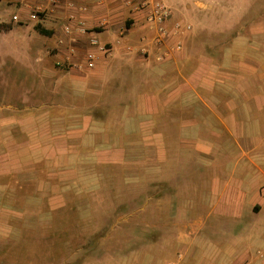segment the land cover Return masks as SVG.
Masks as SVG:
<instances>
[{"label": "crops", "instance_id": "0c3cea01", "mask_svg": "<svg viewBox=\"0 0 264 264\" xmlns=\"http://www.w3.org/2000/svg\"><path fill=\"white\" fill-rule=\"evenodd\" d=\"M30 1L48 9L40 25L57 27L74 16L88 29L101 28L80 41L36 34L56 47L61 40L71 63H81L70 71L82 74L68 80L69 95L85 109L67 116L78 120L70 130L97 137V154L142 146L146 167H159L161 216L174 223L161 228L159 256L132 254L124 264H264V0H162L171 23L192 26L183 50L162 62L143 12L130 11L125 0ZM9 35L0 33V39ZM91 39L111 50L92 69L86 58ZM36 117L38 136L21 124L33 137L16 145L17 186L22 199L56 201L85 180L58 182L56 116ZM105 136L113 137L107 142ZM148 177L149 184L158 183Z\"/></svg>", "mask_w": 264, "mask_h": 264}, {"label": "rangeland", "instance_id": "374dc122", "mask_svg": "<svg viewBox=\"0 0 264 264\" xmlns=\"http://www.w3.org/2000/svg\"><path fill=\"white\" fill-rule=\"evenodd\" d=\"M38 4L0 0V33L10 34L0 39V186L9 184L10 188L9 192L0 191V264H116L118 259L124 264L132 254L159 256L161 228L174 223L172 216H161L159 167H146L142 146L129 151L122 140L126 152L97 154L93 146L97 137L70 130L68 125L74 127L78 120L67 116L73 108L77 112L85 109L80 99L69 95L68 80L82 74L72 76L70 71L80 70L77 65L81 63H71L66 51L59 49L61 40L56 47L51 38L36 37L38 26L52 36L71 37L64 29L68 22L50 27L32 20ZM47 10L42 19H48ZM72 28L79 41L101 29L77 23ZM41 113L56 116L52 138L61 150L53 159L58 182L85 180L82 187L61 191L63 194L51 202L22 199L25 194L17 186L21 154L16 145L33 137L21 124L26 123L38 136L40 122L32 118ZM112 137L105 136V141ZM102 156L105 164L100 165ZM39 174L48 177L42 170ZM150 174L158 183L147 182ZM82 188L89 193H81ZM163 192L167 190L163 188Z\"/></svg>", "mask_w": 264, "mask_h": 264}, {"label": "built area", "instance_id": "2783aa9c", "mask_svg": "<svg viewBox=\"0 0 264 264\" xmlns=\"http://www.w3.org/2000/svg\"><path fill=\"white\" fill-rule=\"evenodd\" d=\"M125 4L129 10L134 13L143 12L145 29L148 30L150 34L149 37L153 39L157 60L159 62L164 61L170 54L183 50L184 44L182 38L192 30V26L183 21L171 23V9L162 0H125ZM44 11L45 8L40 5L31 14L30 18L40 21ZM76 23V18L71 16L68 18V25L64 28L66 34L71 36L70 38L72 39H74L72 27ZM78 25L84 26L81 23ZM105 25H108V23L105 22L104 26ZM124 30L125 29H121L120 32L123 34ZM82 31L86 34V30L83 27ZM149 37L144 35L143 40ZM90 46L91 48L87 52L86 58L88 68L92 69L98 63L100 56L110 55L111 50L105 44L101 45L97 39H91ZM72 53H74V51H72ZM144 53L148 54V51L144 49ZM259 256L261 259H264V252H261Z\"/></svg>", "mask_w": 264, "mask_h": 264}, {"label": "trees", "instance_id": "16d2710c", "mask_svg": "<svg viewBox=\"0 0 264 264\" xmlns=\"http://www.w3.org/2000/svg\"><path fill=\"white\" fill-rule=\"evenodd\" d=\"M127 26L129 27V24H127ZM38 31H39L40 33L44 34V35H49V34H51L50 32H47V31H45V30H43V29H41V28H38Z\"/></svg>", "mask_w": 264, "mask_h": 264}]
</instances>
